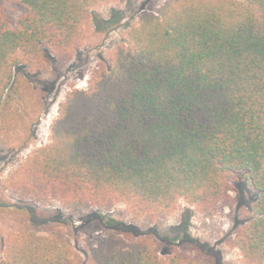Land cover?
<instances>
[{
    "label": "trees",
    "instance_id": "16d2710c",
    "mask_svg": "<svg viewBox=\"0 0 264 264\" xmlns=\"http://www.w3.org/2000/svg\"><path fill=\"white\" fill-rule=\"evenodd\" d=\"M104 1L23 0L17 28L0 5V114L30 88L18 70L74 50ZM51 132L25 166L33 196L139 215L180 200L206 211L236 180L260 196L231 245L264 264V0H167L141 16L88 87L68 92ZM105 225L84 262L64 234L23 231L0 264H197L177 245L162 251L153 232Z\"/></svg>",
    "mask_w": 264,
    "mask_h": 264
},
{
    "label": "rangeland",
    "instance_id": "374dc122",
    "mask_svg": "<svg viewBox=\"0 0 264 264\" xmlns=\"http://www.w3.org/2000/svg\"><path fill=\"white\" fill-rule=\"evenodd\" d=\"M166 1L101 2L81 25L74 50L67 55L46 52L41 62L18 70L17 79L28 82L30 88L25 99L0 114V259L10 237L28 231L64 234L84 262L85 252L111 233L105 221L113 218L125 227L165 239L158 244L164 252L177 245L197 264H249L231 240L236 223L246 221L260 195L239 181L231 182L228 201L222 200L206 211L180 200L170 210L140 215L123 204L101 207L35 197L24 184L27 159L51 141L52 125L68 92L87 88L93 72L111 60L130 26L147 13H157ZM0 5L11 28H17L20 18L29 12L23 0H0ZM97 18L111 22L97 24Z\"/></svg>",
    "mask_w": 264,
    "mask_h": 264
}]
</instances>
